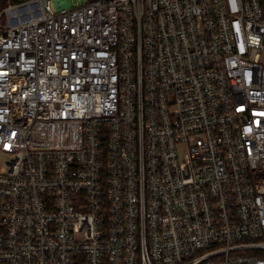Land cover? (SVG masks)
<instances>
[{
	"label": "built area",
	"instance_id": "obj_1",
	"mask_svg": "<svg viewBox=\"0 0 264 264\" xmlns=\"http://www.w3.org/2000/svg\"><path fill=\"white\" fill-rule=\"evenodd\" d=\"M53 1L0 26V264H264V0Z\"/></svg>",
	"mask_w": 264,
	"mask_h": 264
},
{
	"label": "rangeland",
	"instance_id": "obj_2",
	"mask_svg": "<svg viewBox=\"0 0 264 264\" xmlns=\"http://www.w3.org/2000/svg\"><path fill=\"white\" fill-rule=\"evenodd\" d=\"M62 5L66 6L72 3L73 5H80L84 3V0H61ZM4 4V0H0V4ZM58 2H55L53 0H50L49 4L52 9H55V4ZM9 10H12L9 12ZM26 6L22 4V2L18 3H11V1L7 0L6 4L0 9V26L5 25L6 22L13 25L24 19L26 15Z\"/></svg>",
	"mask_w": 264,
	"mask_h": 264
},
{
	"label": "trees",
	"instance_id": "obj_3",
	"mask_svg": "<svg viewBox=\"0 0 264 264\" xmlns=\"http://www.w3.org/2000/svg\"><path fill=\"white\" fill-rule=\"evenodd\" d=\"M6 1L7 0H4V4H0V9L6 4ZM9 1H11V3H18V2H22V1H25V0H9Z\"/></svg>",
	"mask_w": 264,
	"mask_h": 264
},
{
	"label": "bare ground",
	"instance_id": "obj_4",
	"mask_svg": "<svg viewBox=\"0 0 264 264\" xmlns=\"http://www.w3.org/2000/svg\"><path fill=\"white\" fill-rule=\"evenodd\" d=\"M12 10H9V12H11Z\"/></svg>",
	"mask_w": 264,
	"mask_h": 264
}]
</instances>
